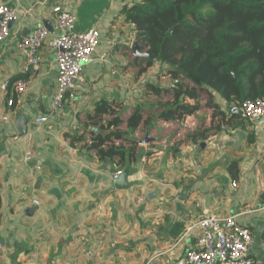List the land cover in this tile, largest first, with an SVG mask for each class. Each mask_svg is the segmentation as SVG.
<instances>
[{"label": "crops", "instance_id": "obj_1", "mask_svg": "<svg viewBox=\"0 0 264 264\" xmlns=\"http://www.w3.org/2000/svg\"><path fill=\"white\" fill-rule=\"evenodd\" d=\"M2 1L21 13L8 39L0 41V85L28 84L7 111L11 122L0 121V239L7 244L0 264H144L155 254L152 264H182L195 244L185 228L203 215H236L252 232L250 257L254 264H264V121L258 126L243 121L245 127L231 121L216 130L217 117L203 104L181 121L158 119V103L169 95H157L147 84L167 88L172 80L166 64L153 59L146 66L145 58H134L131 47L137 40L121 12L132 0ZM55 5L75 14L76 30L95 27L101 33L59 116L50 111L53 51L44 44L39 68L23 72L25 58L16 46L20 36L43 21L53 24ZM99 100L114 106L121 130L135 108L143 115L133 135L140 157L119 187L112 163L86 155L79 149L82 142L73 147L65 136L81 130L86 113ZM214 100L226 112L234 106ZM2 103L0 91V116ZM41 115L50 119L35 130ZM19 116L26 119V132L14 143ZM209 127L214 129L204 132ZM27 150L33 159L25 163ZM231 161L238 162L237 168L232 164L230 169ZM35 164L41 169L34 170ZM34 196L39 206L31 204Z\"/></svg>", "mask_w": 264, "mask_h": 264}, {"label": "trees", "instance_id": "obj_2", "mask_svg": "<svg viewBox=\"0 0 264 264\" xmlns=\"http://www.w3.org/2000/svg\"><path fill=\"white\" fill-rule=\"evenodd\" d=\"M121 12L132 25L141 50L151 55L144 59L146 66L155 59L168 67L171 86L147 84L155 94L169 95L165 102L158 103L162 108L158 119L181 121L196 113L202 107V90L208 96L206 106L212 108V117H220L216 130L231 121L234 127H245L238 114L223 110L214 97L234 106L264 97V0H132ZM110 103L96 102L86 113L87 122L81 130L75 128L65 136L73 147L82 142L79 149L86 155L94 154L99 161L112 163L113 171L129 173L140 157L133 135L143 115L140 108H135L121 130L123 121ZM105 115L111 120H105ZM189 138L194 139L191 135ZM113 140L122 142L115 144ZM237 163L231 161L230 169L232 164L237 168Z\"/></svg>", "mask_w": 264, "mask_h": 264}, {"label": "built area", "instance_id": "obj_3", "mask_svg": "<svg viewBox=\"0 0 264 264\" xmlns=\"http://www.w3.org/2000/svg\"><path fill=\"white\" fill-rule=\"evenodd\" d=\"M20 13L17 9L6 5L0 0V41L8 39L11 24L16 22ZM53 24L52 31L44 25L36 26L27 35H22L16 42L18 50L25 58L23 72L33 73L39 68L40 49L45 44L54 54V93L50 100V111L58 116L63 112V106L67 93H72L77 83L81 82V72L83 66L90 62L100 43V30L95 27L79 31L75 29L77 18L75 14L66 10L61 5L52 7ZM28 82L25 80L16 81L8 90V82L0 85L3 92V112L0 121L6 125L11 122L8 115L14 107L17 95L23 93ZM241 112L240 117L249 125L258 126L264 121V97L254 100H245L238 104ZM49 115H41L35 119V130H39L40 125L49 121ZM87 122L86 118L83 123ZM104 123V121H102ZM83 124L81 123V126ZM87 134V133H86ZM90 139V134H88ZM15 143L19 135L13 132L11 136ZM88 139V140H89ZM115 144L121 140H113ZM33 159V153L27 150L24 155L25 163ZM34 170H40L41 165L35 164ZM122 173L117 169L113 171V178H117ZM236 186V182H232ZM31 204L39 206L40 200L34 196ZM186 233H193L195 244L190 248L184 257L182 264H254L249 251L253 243L252 232L242 226L236 220V215L227 217H217L214 215H203L191 221L185 228ZM7 252V244L0 239V257H4ZM153 255L144 264H152Z\"/></svg>", "mask_w": 264, "mask_h": 264}, {"label": "water", "instance_id": "obj_4", "mask_svg": "<svg viewBox=\"0 0 264 264\" xmlns=\"http://www.w3.org/2000/svg\"><path fill=\"white\" fill-rule=\"evenodd\" d=\"M43 25L49 30V31H52V24L50 21H43ZM172 31V28L171 30ZM132 52H133V55H134V58L135 59H138V58H150L151 55H149L148 53L146 52H141V48H140V44L138 41H135L133 44H132ZM182 97V96H181ZM227 112L228 113H236L238 114L239 116L241 115V112L240 110L238 109L237 106H230L227 108ZM14 127H15V130H16V133L19 135V136H22L25 134L26 132V119L23 117V116H19L17 117L16 119V122L14 124ZM96 131H97V128H96ZM126 177V173L125 172H122L119 176H118V179L116 181V186L119 187V182L122 181L123 179H125ZM263 179H264V171H263ZM128 185V184H127ZM260 199L261 201H264V191L262 192V194L260 195Z\"/></svg>", "mask_w": 264, "mask_h": 264}, {"label": "rangeland", "instance_id": "obj_5", "mask_svg": "<svg viewBox=\"0 0 264 264\" xmlns=\"http://www.w3.org/2000/svg\"><path fill=\"white\" fill-rule=\"evenodd\" d=\"M188 83H191V82H188ZM192 84V83H191ZM191 86H194L193 84L191 85ZM195 88H196V86H195ZM199 94H200V97H201V100L203 101V106L205 105V107H206V102H207V99H208V96H207V94L205 93V91H202V90H200L199 91ZM217 96V95H216ZM215 96V99H218L219 100V102H222L223 103V101H221V99L217 96L216 97ZM167 98H168V96H166ZM165 97V98H166ZM202 108V107H201ZM212 109V108H211ZM213 111V110H212ZM217 118H216V123L214 124V126H216V124L218 123V122H220L221 120H220V117L219 116H216ZM75 130V129H74ZM74 130H72V133H73V131ZM87 136H88V133H87Z\"/></svg>", "mask_w": 264, "mask_h": 264}]
</instances>
